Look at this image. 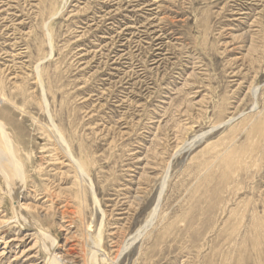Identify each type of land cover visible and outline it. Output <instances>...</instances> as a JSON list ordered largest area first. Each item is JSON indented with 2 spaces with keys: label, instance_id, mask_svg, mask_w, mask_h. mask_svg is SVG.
<instances>
[{
  "label": "rangeland",
  "instance_id": "374dc122",
  "mask_svg": "<svg viewBox=\"0 0 264 264\" xmlns=\"http://www.w3.org/2000/svg\"><path fill=\"white\" fill-rule=\"evenodd\" d=\"M0 86L32 221L0 173V264H46L39 229L64 264H264V0H0Z\"/></svg>",
  "mask_w": 264,
  "mask_h": 264
},
{
  "label": "bare ground",
  "instance_id": "6f19581e",
  "mask_svg": "<svg viewBox=\"0 0 264 264\" xmlns=\"http://www.w3.org/2000/svg\"><path fill=\"white\" fill-rule=\"evenodd\" d=\"M130 1V0H129ZM67 2V1H66ZM68 7V6H67ZM94 22V21H93ZM45 25H47L45 23ZM49 27V26H48ZM47 27V29H48ZM50 30V29H49ZM47 30V37H48V40H49V43L50 44H53V42H51V37H52V34L51 32ZM126 30V29H125ZM47 39V38H45ZM48 44V43H47ZM53 46V45H52ZM52 48V47H51ZM53 52V50H52ZM51 52V54H52ZM119 54V53H118ZM40 63V62H39ZM41 66V65H40ZM38 66V67H40ZM38 67H37V76H38V80L41 81V72H39L38 70ZM41 69V68H40ZM36 70V69H35ZM3 76V75H2ZM4 83V82H3ZM43 83V82H42ZM44 84V83H43ZM17 86V84H16ZM45 86V85H44ZM43 85H41V89H42V100H44V104H45V108L47 109V115H49V118H50V122L52 124V128L54 130V134L57 135L58 139L60 140V144L63 145V148H64V151L66 153V156L68 158V160L71 162L72 164V167L74 168L77 176H78V179L82 180V181H85L88 180L89 182V186L93 192V195H94V198L93 200L96 201L97 204H99V201H98V198L96 196V193L94 191V185L92 183V180L89 176V172L87 171L88 169H86L87 165H85L86 162H83L82 160H80L79 158H77L72 149H71V145L69 144L68 140L66 139L65 135L63 134L62 132V128H60L52 114L50 113L51 111H49V102H48V98H47V91L45 89ZM1 88V86H0ZM20 88V87H19ZM21 89V88H20ZM13 92V91H12ZM4 95V94H3ZM32 98V97H31ZM4 99V98H3ZM258 102V101H257ZM1 105V104H0ZM23 110V108H22ZM219 110V109H218ZM46 111V110H45ZM246 115V114H245ZM232 116V115H231ZM264 116V115H263ZM57 117V116H55ZM237 117V116H236ZM241 118V117H240ZM259 118V117H258ZM232 119V118H231ZM262 120V119H261ZM206 122V121H205ZM264 122V120H263ZM258 123V122H257ZM262 122H260L261 124ZM259 124V125H260ZM227 125V124H226ZM257 125V124H255ZM262 126H258V128H261V132H264V123L261 124ZM253 126V125H252ZM250 126V127H252ZM141 127V126H140ZM247 127V126H245ZM255 127V126H254ZM257 128V129H258ZM217 129V128H216ZM248 129V128H247ZM246 129V130H247ZM253 129V128H252ZM255 129V128H254ZM50 131V130H49ZM212 132V131H211ZM250 132V130H249ZM259 132V131H258ZM66 134V133H65ZM206 134L207 133H202L200 135H196L195 139L196 140H202V138L205 136L206 137ZM220 134V133H219ZM252 134V133H251ZM260 134V132H259ZM51 135V133H50ZM253 135V134H252ZM258 135V134H257ZM52 136V135H51ZM67 136V135H66ZM264 136V135H263ZM188 137V136H187ZM256 138L258 139V137L256 136ZM246 139V138H245ZM190 140V139H189ZM196 140H194V142H196ZM234 140V139H233ZM70 141V139H69ZM258 140H256V143H257ZM186 142V141H185ZM188 142V141H187ZM234 142V141H233ZM59 144V145H60ZM252 144V143H251ZM262 145L259 141L258 145ZM57 145V144H56ZM250 145V144H249ZM256 145V144H255ZM191 146V144H190ZM263 147V145H262ZM60 148V147H59ZM83 148V147H82ZM188 148V147H186ZM242 148V147H241ZM264 148V147H263ZM255 149H258L257 145L256 147H254L252 149V151H254ZM249 149H247L246 151H248ZM86 151V150H85ZM235 152H238L236 150H233ZM250 151H251V148H250ZM249 151V152H250ZM258 151V150H257ZM191 152V151H190ZM259 152V151H258ZM261 152V151H260ZM263 152V151H262ZM87 153V152H86ZM253 153V152H252ZM89 154V153H88ZM249 154V153H248ZM256 154V153H254ZM262 154V153H261ZM260 154V155H261ZM264 154V153H263ZM86 155V154H85ZM259 155V154H258ZM244 156V155H243ZM248 156V155H247ZM254 156V155H253ZM252 156V158H253ZM255 157V156H254ZM262 157V156H261ZM89 158V157H87ZM224 158V157H223ZM241 159V158H240ZM226 160V158H225ZM224 160V161H225ZM249 160H250V156H249ZM248 160V161H249ZM228 161V159H227ZM260 164V163H259ZM258 164V165H259ZM240 165V164H239ZM238 165V166H239ZM257 165V166H258ZM241 166V165H240ZM239 166V167H240ZM242 168V167H241ZM245 168V167H244ZM243 168V169H244ZM242 170V169H240ZM238 169V171H240ZM102 172V171H101ZM0 173L4 179V182L6 183L7 187L10 189V194L15 198V204H14V208H16V212H17V215H16V219H18V221H21V225H29L31 226V223L32 221L30 222V219H28V214L26 213V211H24V209L22 208V204H20V195L22 194V190L27 188V185H28V177L26 175V161H24L21 157H19V153L17 151V145L15 144L9 130H8V126L6 124V122L0 118ZM179 173V172H178ZM214 174V173H213ZM262 174V173H261ZM260 174V175H261ZM240 175V174H239ZM218 176V175H217ZM169 177V176H168ZM167 177V178H168ZM230 177V176H229ZM228 177V178H229ZM166 178V177H165ZM262 178V177H261ZM164 179V178H163ZM227 180V179H226ZM225 180V181H226ZM204 182V181H203ZM79 183V182H78ZM81 183V182H80ZM183 183V182H182ZM77 184V183H76ZM162 190H161V193H160V196H159V199H161V195L163 190L165 189V181L162 183ZM81 185V184H80ZM86 185V183L84 184ZM88 185V184H87ZM96 185V184H95ZM167 185V184H166ZM79 186V185H78ZM80 187V186H79ZM8 189V191H9ZM81 189V188H80ZM24 191V190H23ZM88 191V190H87ZM225 191V190H224ZM52 192V191H51ZM232 193V192H231ZM23 195V194H22ZM220 195V194H219ZM79 196V195H78ZM171 196V195H170ZM79 198V197H78ZM77 199V198H76ZM175 199V198H174ZM218 200V199H217ZM78 201V200H77ZM68 203V202H67ZM159 200L157 202V205L153 208V210L151 211V213L149 214L148 218L145 220V222L129 237L127 238V240H125V242L123 243L121 249H120V255L119 257L135 243L137 242L138 239H140L155 223V219H156V216H157V212H158V209H159ZM61 206V205H60ZM59 206V207H60ZM110 207V206H109ZM71 209V208H70ZM105 209V208H104ZM189 209V208H188ZM27 210V209H26ZM60 210V209H59ZM74 211V210H72ZM103 211V210H102ZM114 212V210H113ZM73 214V213H72ZM105 214V213H104ZM158 217V216H157ZM106 218V217H105ZM130 220V219H129ZM110 222V221H109ZM156 224V223H155ZM70 225V224H69ZM195 226V225H194ZM26 227V226H25ZM35 227V226H34ZM104 228V227H103ZM34 230V228H33ZM35 231V230H34ZM100 231V230H99ZM38 233L39 235L41 236V239L46 243V246H45V249H46V252L48 253V259H47V263L46 264H64V262L62 261V259H60L61 257L58 256V241L55 237H53V235H51L48 231L46 230H43V229H39L38 230ZM37 233V234H38ZM35 234V233H34ZM147 234V233H146ZM36 235V234H35ZM103 236V235H102ZM96 241H92L94 242V244L99 248L100 246H103L101 245L102 243V237H101V234L99 233V235L97 236V238H95ZM43 243V242H42ZM44 243V244H45ZM256 243V242H255ZM254 243V244H255ZM43 244V245H44ZM48 244V246H47ZM77 244V243H76ZM151 244V243H150ZM79 245V244H78ZM77 245V246H78ZM94 245V246H95ZM183 246V245H182ZM96 247V248H97ZM96 249V250H92L91 251V258L96 261L97 260V254L99 252V249ZM103 248V247H102ZM101 250V249H100ZM74 252V251H73ZM72 252V253H73ZM126 253V252H125ZM119 254V253H118ZM90 256V255H89ZM99 257V256H98ZM91 263H92V260H91ZM115 263V262H114ZM173 264V263H172Z\"/></svg>",
  "mask_w": 264,
  "mask_h": 264
}]
</instances>
